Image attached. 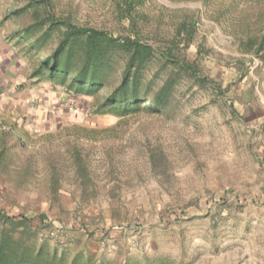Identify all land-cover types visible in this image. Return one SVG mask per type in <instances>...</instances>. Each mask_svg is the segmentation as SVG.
I'll list each match as a JSON object with an SVG mask.
<instances>
[{
  "label": "rangeland",
  "instance_id": "rangeland-1",
  "mask_svg": "<svg viewBox=\"0 0 264 264\" xmlns=\"http://www.w3.org/2000/svg\"><path fill=\"white\" fill-rule=\"evenodd\" d=\"M4 1L14 10L24 2ZM72 2L82 25L115 32L127 25L119 19L122 0ZM70 3L60 0L59 7ZM133 9L142 36L153 29L169 37L181 12L196 19L197 36L178 57L197 60L204 82L178 85L167 116L143 113L119 122L93 115L104 90L77 99L54 82L30 79L36 56L11 38L24 19L12 10L1 20L9 25L16 71L8 76L31 91L22 100L20 127L33 142L25 151L9 148L0 212L16 219L43 214L48 224L31 220L13 239L66 264L75 256L82 264H264V62L241 48L248 43L244 25L264 1L146 0ZM199 42L211 54L198 61ZM76 128L85 130L78 141L92 180L84 187L67 150ZM148 147H160L167 161L156 154L153 166ZM53 157L57 176L47 165Z\"/></svg>",
  "mask_w": 264,
  "mask_h": 264
},
{
  "label": "trees",
  "instance_id": "trees-1",
  "mask_svg": "<svg viewBox=\"0 0 264 264\" xmlns=\"http://www.w3.org/2000/svg\"><path fill=\"white\" fill-rule=\"evenodd\" d=\"M23 1L21 7L11 12L13 16L24 19L23 25H17V29L11 33V38L15 40V46L21 45L19 50L32 57L36 56L37 64L31 71L30 79L54 82L77 99L97 98L104 90L102 100H97L92 106L93 115H109L119 119V122L143 113L167 116L169 100L178 85H202L204 82L197 60L178 57L179 51L182 53L187 50L197 36L194 16L183 12L175 16L172 22L176 25L167 38L165 35L168 30L160 32L151 29L146 36H142L141 31L135 29L139 15L130 13L135 6H141L146 0H122L126 9L119 19L121 22L126 21L127 25L122 26L125 29L116 32L80 24L72 0L65 8L59 7L60 0ZM250 20L249 25H244L243 31L244 37L249 34L248 43H241V48L254 52L264 62V9L259 10ZM150 42L160 46H153ZM210 54V49L199 42L196 59L199 61ZM205 80H208L216 93H227L228 88H222V85L211 79ZM15 126L8 130H5L4 125L0 127L2 173L8 168L3 162L7 160L10 146L25 151L28 143L33 142L32 137L21 128L15 132ZM83 131L82 128L74 129L69 135L72 140L68 141L67 146L70 162L75 167L81 187L92 184L86 158L82 157V147L78 141L84 136ZM156 154L160 155L161 160L167 161L160 147H148L153 166L159 161ZM30 158L24 160L27 169L29 167L28 172L32 165ZM47 165L51 174L56 175L55 169L59 166L57 158L48 159ZM31 220L36 221L38 226H48L43 214L35 218L19 216L16 219L0 212V264H66L63 259H56L53 254L48 255L41 248L34 251L13 239L12 235L18 228ZM69 264L82 262L75 256Z\"/></svg>",
  "mask_w": 264,
  "mask_h": 264
},
{
  "label": "crops",
  "instance_id": "crops-1",
  "mask_svg": "<svg viewBox=\"0 0 264 264\" xmlns=\"http://www.w3.org/2000/svg\"><path fill=\"white\" fill-rule=\"evenodd\" d=\"M6 5L4 0H0V127L4 125L5 130L11 129L14 125V131L20 129L23 118L22 100L31 95L29 88L23 91L22 80L9 78L11 72H16L13 65L10 64L13 59L12 51L8 47L9 25L1 20L14 10ZM20 80V81H18ZM29 85V84H28ZM29 93V94H28Z\"/></svg>",
  "mask_w": 264,
  "mask_h": 264
}]
</instances>
